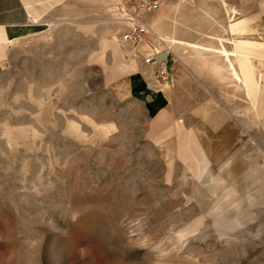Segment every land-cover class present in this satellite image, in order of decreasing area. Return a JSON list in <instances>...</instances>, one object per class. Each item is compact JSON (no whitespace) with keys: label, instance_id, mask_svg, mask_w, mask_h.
Masks as SVG:
<instances>
[{"label":"rangeland","instance_id":"rangeland-1","mask_svg":"<svg viewBox=\"0 0 264 264\" xmlns=\"http://www.w3.org/2000/svg\"><path fill=\"white\" fill-rule=\"evenodd\" d=\"M43 1L0 54V264H264V176L224 217L205 191L263 166L264 49L251 95L221 50L264 0Z\"/></svg>","mask_w":264,"mask_h":264},{"label":"crops","instance_id":"crops-1","mask_svg":"<svg viewBox=\"0 0 264 264\" xmlns=\"http://www.w3.org/2000/svg\"><path fill=\"white\" fill-rule=\"evenodd\" d=\"M51 2V0H49ZM47 3V1L43 0H0V54L3 53V48L2 46L7 43L15 34L17 31L24 27L27 23V19L29 16L35 13L36 10H38L39 4H44ZM247 20L246 19H238L230 24V28L232 32L236 33H242L243 35L248 32V28L246 26ZM17 39H12V41H15ZM243 40V41H241ZM249 40V41H247ZM11 41V42H12ZM179 41V40H178ZM241 41V42H240ZM180 42V41H179ZM248 45H247V43ZM234 49L230 52L226 48H223L222 54L224 53L223 50H227L229 57L225 55L227 58V66L229 68V71L232 73V67L231 64L234 65L238 73H243L241 70L242 64H245V66H249L253 68V73H258L256 70V66L253 62L254 56H262L261 50L264 49V40L259 41L256 39H252L249 37H238L234 39ZM240 43V44H239ZM246 44V45H244ZM134 51H140L142 53H150L151 52V47L147 43L146 40L142 39L140 42L137 43L136 46L133 47ZM225 50V51H226ZM135 53H133L134 55ZM131 55L133 58V55L129 52L126 53V56ZM236 58V62L234 59ZM136 64V72H135V77H136V86H140L143 84V77L139 74L141 72L138 63L135 59H133ZM231 60V61H230ZM164 65L165 67L167 66V63L169 62V57L168 55L165 57ZM149 67H151L153 70L156 69V64H145ZM169 65V63H168ZM158 68V67H157ZM240 69V70H239ZM249 70V69H248ZM156 72H154L155 74ZM250 70H249V76H250V81L252 84V76L250 75ZM252 87H255L252 84ZM258 88V87H257ZM259 89H257L258 91ZM155 93V92H154ZM156 96V93L155 95ZM154 104H156V107H159L162 105L165 101L162 99H155ZM164 112L163 110L160 111V113Z\"/></svg>","mask_w":264,"mask_h":264},{"label":"bare ground","instance_id":"bare-ground-1","mask_svg":"<svg viewBox=\"0 0 264 264\" xmlns=\"http://www.w3.org/2000/svg\"><path fill=\"white\" fill-rule=\"evenodd\" d=\"M141 40H139L138 42H140ZM241 41H243V40H241ZM247 41H249V40H247ZM137 43H136V45H137ZM244 45H246V44H244ZM247 45H248V43H247ZM225 50H223V52H224L223 54H226L229 57L230 55H228L227 50L226 51ZM231 66H232L233 75L236 76V78L239 79L240 81H244V82L247 83L246 85L248 87V94L251 95V93H252V84H251V81H250L249 70L246 68L245 64H242L243 76H240L239 75L238 71L236 70V68L234 67L233 64H231ZM134 81L136 83V77H134ZM229 167H231V166H229ZM253 168H254V166H253ZM255 168H256V166H255ZM228 173H229V175H232L233 176L236 172H234L233 169L230 168V169H228ZM261 175L264 176V162H263V166L262 167L257 168L254 171H252L250 174L248 173V175H246L249 178L246 182L241 183L239 186L237 185V188H234V187H231V186L230 187H227L223 183L222 178H220L218 176H215L213 174H210L208 176L207 181H206V184H205L206 195L218 194L219 192L220 193H223L222 194L223 195L222 199L217 204H215V206L213 207V208H215L216 211L218 210V212H219V216L218 217H224V215H226V212H227V210H228L229 207H232V206L233 207H237L236 204L239 203V198H242L241 197L242 196L241 195L242 194V191L247 188L249 182L258 180Z\"/></svg>","mask_w":264,"mask_h":264},{"label":"built area","instance_id":"built-area-1","mask_svg":"<svg viewBox=\"0 0 264 264\" xmlns=\"http://www.w3.org/2000/svg\"><path fill=\"white\" fill-rule=\"evenodd\" d=\"M131 4L134 5V7H132L134 12H136L137 10H148L150 12H154L160 8L159 2H157L156 0H124L125 6H131ZM128 20L130 26H132V29L128 34H126V38L136 42L137 40L141 39L142 36H144V34L146 33L145 24L139 17H129ZM146 63L156 64L157 61L153 57H148L146 58ZM165 71L166 68H164L162 72Z\"/></svg>","mask_w":264,"mask_h":264}]
</instances>
